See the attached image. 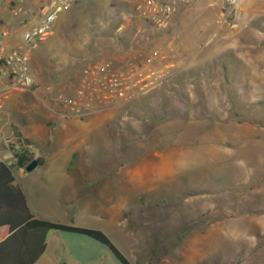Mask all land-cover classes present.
<instances>
[{"label": "rangeland", "instance_id": "rangeland-1", "mask_svg": "<svg viewBox=\"0 0 264 264\" xmlns=\"http://www.w3.org/2000/svg\"><path fill=\"white\" fill-rule=\"evenodd\" d=\"M93 1L95 7L72 3L32 50L35 86L31 93H21L38 112L25 114L61 118L55 95H72L88 63L115 58L125 69L138 67L158 50L165 64L173 63L178 40H172V27L153 29L135 13L137 0ZM6 3L0 0V19L9 16ZM238 19V12L224 18L208 12L183 19L214 23L203 31V44L200 38L193 41L194 47L199 43L196 50L192 47L193 55H199L197 64L221 56L220 35H207H228ZM192 32L190 26L185 34ZM92 35L95 44H90ZM182 38L187 41L184 34ZM37 54L45 58V67ZM215 73L200 72L206 76L205 92L189 89L188 78L181 77L176 91L164 95L168 120L163 119L160 97L148 99L142 109L125 102L83 118H113L102 134L76 128L70 133L58 126L51 142L53 158L47 157L46 164L67 161L80 172L67 173L76 180L66 183L58 181L61 174L54 167L16 173L31 210L54 222L103 231L132 264H264V200H252L251 191L236 184L239 155L252 148L253 128L264 127V92L257 84L250 88L241 76H227L226 81ZM223 83L237 84L241 92H226ZM17 137L0 140L1 160L12 164L13 171L18 169L16 154L27 153L44 163L43 156L35 157L29 140ZM63 144L76 149H62ZM253 233L256 240H249ZM47 244L60 264H120L105 246L84 235L53 230ZM199 252L204 259L198 263Z\"/></svg>", "mask_w": 264, "mask_h": 264}, {"label": "crops", "instance_id": "crops-1", "mask_svg": "<svg viewBox=\"0 0 264 264\" xmlns=\"http://www.w3.org/2000/svg\"><path fill=\"white\" fill-rule=\"evenodd\" d=\"M45 1L47 0H7L6 5L9 16L5 19H0V25L2 26L0 30L1 54L7 53L18 46L22 40V32L38 23V13ZM242 2H244L243 5H239L236 11V13L238 12V17L242 18V20L238 19L230 26L231 31L228 35H225L224 31L218 34L214 31L210 35H207L211 38L220 35L221 41L219 47L221 56L219 58L218 56L214 57L212 60L210 59V62L206 60L205 62L207 64L205 65L197 64L196 61L199 55L196 56L193 54H195L194 52L199 43L194 47L193 41H198L200 38V42L203 44L204 40H201V35L204 34L203 31L211 25L213 26L214 23L197 20L184 23L183 19L191 14H195L197 17L199 14L208 12H215L224 18L231 11L226 9L217 0H190L186 5L182 6L170 25L172 27L170 31L172 40L176 38L178 40L177 49L175 51L172 50L175 54L173 63H171L173 66L172 76L176 80L181 77H187L189 89L191 88L197 92H205L207 89L204 87L203 78L206 76H201L200 72H210L211 75V72L215 71L216 76H223L226 81H228L227 76H241L242 82H246L250 88L254 87L255 89L257 84L258 88L264 92V0H243ZM13 8L20 10L19 16L15 17L12 15L11 10ZM221 23L225 22L222 20ZM218 25L216 23L215 28ZM190 26H192L193 32L185 34V31ZM183 34L187 37V41L182 38ZM192 47L195 49L194 51ZM222 85L226 92H241L237 88V84H234L232 87L225 83ZM13 107L16 108L14 114L12 113ZM28 110L32 111L33 114L38 112L34 110L31 104H26L23 101V93L12 92L9 94L0 110V140L4 143L12 141L13 138H18L17 136L29 140V146L35 150V157L43 156L45 159L44 163L37 165L36 168L41 167L44 170H47L49 167L58 168L61 174V179H58V181L65 183L68 180H76V177L68 176L67 173L80 172V169L79 167L69 166L67 161L55 166H48L46 164L47 157L53 158L54 146L51 145V142L57 135L56 130L59 131L60 129L58 126L63 130L65 129V131H70V133L76 128L77 130L83 131V133H88L96 129L102 134L105 132V129H109L106 126L113 121V118L110 117H92L85 120L83 118L63 116L61 118L52 117L50 114L47 120H45L40 117H32L25 114ZM253 136L252 148L245 150L239 155V157L241 156V161L236 166L238 170L236 184L238 189L250 190L252 200H264V127L253 128ZM61 148L71 149L72 151L76 149L75 146L69 147V145L65 146V144L61 145ZM69 155L72 157L74 152ZM5 156L7 155L4 154ZM0 161L4 160L0 159ZM16 173L20 176L25 171L24 169L12 170L14 183L19 184L16 181ZM64 186L68 188L66 185ZM23 193L31 214L35 217L50 220L39 213L33 212L28 204V197L24 190ZM50 231L46 234L43 253L33 264H60V260L52 255L51 250L49 251L47 240ZM248 236L249 240H253V238L256 240L257 237L254 233ZM201 255L202 253L199 252L196 257L198 263L204 259V256L201 257ZM2 263L0 262V264Z\"/></svg>", "mask_w": 264, "mask_h": 264}, {"label": "built area", "instance_id": "built-area-1", "mask_svg": "<svg viewBox=\"0 0 264 264\" xmlns=\"http://www.w3.org/2000/svg\"><path fill=\"white\" fill-rule=\"evenodd\" d=\"M73 0H47L40 7L38 23L22 32L21 43L9 52L0 53V109L12 92L31 93L34 78L29 68L30 54L51 33L60 13L68 10ZM190 0H137L135 13L157 31H165L177 12ZM226 9L236 12L243 0H217ZM20 10L13 8V16ZM173 66L164 63V56L153 51L145 56L140 66L117 70L109 62L86 64L81 70L74 93L55 95L63 117L84 118L104 112L134 97L144 94L168 80Z\"/></svg>", "mask_w": 264, "mask_h": 264}, {"label": "trees", "instance_id": "trees-1", "mask_svg": "<svg viewBox=\"0 0 264 264\" xmlns=\"http://www.w3.org/2000/svg\"><path fill=\"white\" fill-rule=\"evenodd\" d=\"M82 2L83 4L87 3L89 7H95L96 4L93 0L72 1L73 5L76 7ZM70 8L60 14L68 12ZM108 33V36L112 38V32L110 31ZM90 39V44L96 43L93 40V35L90 37ZM35 57L39 58L40 65L42 67L46 66V60L41 54H37ZM77 59L79 58H74V60ZM105 61L109 62L111 67L114 69H125L124 65H118L119 60L115 58H106ZM72 64L69 65L70 68H72ZM29 68L31 75L34 76L33 78H35L34 72L31 70L30 60ZM180 82V78L176 80L174 76H171L167 82L149 90L147 94H140L134 97L133 99L129 100L128 103L126 102V105H133L137 109H142L146 105V101H148V99L154 101L155 99L161 97L163 99L161 104V112L165 114L163 119L168 120L169 118L166 116V106L164 103L167 98L164 101V95L169 94L171 91L175 92V88L180 85ZM123 105L125 104H121L118 107H122ZM132 111L133 110H128V116H133ZM32 159L33 156L27 153L16 154L14 166L18 169H24V167ZM36 161L37 165L42 164L41 158L37 157ZM12 170V164L9 165L4 161H0V262H3L2 264H33L43 253L45 249L46 234L50 230L84 235L105 246L120 264H132L127 259V257L114 245L109 237L99 229L58 223L32 215L27 207L25 195L21 186L14 183Z\"/></svg>", "mask_w": 264, "mask_h": 264}, {"label": "water", "instance_id": "water-1", "mask_svg": "<svg viewBox=\"0 0 264 264\" xmlns=\"http://www.w3.org/2000/svg\"><path fill=\"white\" fill-rule=\"evenodd\" d=\"M37 166V161L35 158H33L25 167H24V171L25 172H31L33 171Z\"/></svg>", "mask_w": 264, "mask_h": 264}]
</instances>
